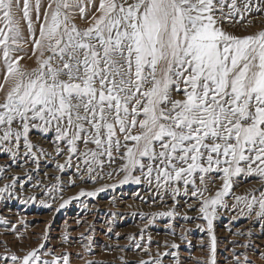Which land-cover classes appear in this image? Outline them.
Here are the masks:
<instances>
[{
    "label": "snow or ice",
    "instance_id": "obj_1",
    "mask_svg": "<svg viewBox=\"0 0 264 264\" xmlns=\"http://www.w3.org/2000/svg\"><path fill=\"white\" fill-rule=\"evenodd\" d=\"M257 13L264 0H0V151L15 157L24 147L35 158L30 132L53 131L69 163L89 173L119 160L122 183L143 177L173 196L190 189L216 264L213 221L234 178L264 180V28L226 27H246ZM25 45L31 69L20 63ZM214 172L222 183L213 194ZM234 199L264 220V188ZM42 255L11 260L69 264L68 255Z\"/></svg>",
    "mask_w": 264,
    "mask_h": 264
},
{
    "label": "rangeland",
    "instance_id": "obj_2",
    "mask_svg": "<svg viewBox=\"0 0 264 264\" xmlns=\"http://www.w3.org/2000/svg\"><path fill=\"white\" fill-rule=\"evenodd\" d=\"M77 23L86 26L83 20ZM241 23L226 24L227 30L244 35L264 28V15L249 17L246 27ZM25 48L20 63L31 69L36 58L28 45ZM30 139L35 158L25 155L24 147L15 157L0 151V188L10 185L0 193V264H14L11 255L32 249L43 254L42 259L68 255L69 264H151L158 253H167L159 257L162 264H208L207 222L190 189L187 196L183 188L173 196L143 177L138 184L122 183L125 173L119 160L89 173L75 157L69 163L67 148L55 141V132L32 130ZM220 175L211 174L216 180L209 185L213 194L222 183ZM260 188L264 180L256 176L234 178L232 194L225 197L228 207L218 208L213 221L216 264H236V256L243 260L245 255L253 264H264V220L241 213L243 205L234 199ZM90 192L95 195H87ZM169 211L172 217L155 215Z\"/></svg>",
    "mask_w": 264,
    "mask_h": 264
},
{
    "label": "bare ground",
    "instance_id": "obj_3",
    "mask_svg": "<svg viewBox=\"0 0 264 264\" xmlns=\"http://www.w3.org/2000/svg\"><path fill=\"white\" fill-rule=\"evenodd\" d=\"M259 30H261V29H256L255 31H259ZM229 31V30H228ZM252 32H254V31H252ZM244 35H246V34H244ZM1 79H2V77H1ZM142 192V191H141ZM142 195H143V193H142ZM135 199H137V198H135ZM140 201V200H139ZM138 201V202H139ZM150 201V200H149ZM185 202V201H184ZM126 203V202H125ZM193 203V202H192ZM192 203H190V204H192ZM152 207V206H151Z\"/></svg>",
    "mask_w": 264,
    "mask_h": 264
}]
</instances>
